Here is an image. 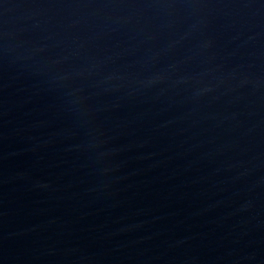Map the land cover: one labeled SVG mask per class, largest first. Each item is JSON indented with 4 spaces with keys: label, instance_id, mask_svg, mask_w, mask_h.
<instances>
[{
    "label": "water",
    "instance_id": "1",
    "mask_svg": "<svg viewBox=\"0 0 264 264\" xmlns=\"http://www.w3.org/2000/svg\"><path fill=\"white\" fill-rule=\"evenodd\" d=\"M44 0H0V159L17 109Z\"/></svg>",
    "mask_w": 264,
    "mask_h": 264
}]
</instances>
